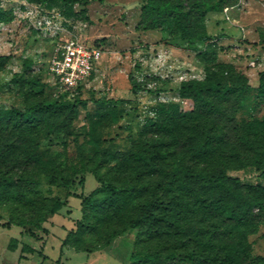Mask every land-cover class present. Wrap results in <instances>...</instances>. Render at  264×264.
Masks as SVG:
<instances>
[{"label": "rangeland", "instance_id": "1", "mask_svg": "<svg viewBox=\"0 0 264 264\" xmlns=\"http://www.w3.org/2000/svg\"><path fill=\"white\" fill-rule=\"evenodd\" d=\"M27 3L35 4L41 14L58 15L62 36L75 35L104 53L81 86L78 97L84 102L71 112L48 113L31 129L11 130L10 123L1 126L0 171H20L33 179L37 195L58 198L65 204L43 223L47 232L37 231L36 237L26 230L21 234L17 225L0 226V264H16L22 243L36 250L26 253L22 263L56 264L64 237L59 264H128V254L136 248L164 254L191 246L203 249L204 263L207 255L213 264H220L219 259L229 264L225 258L229 239H194L179 227L170 228L159 216L151 220L152 230L129 226L138 203L160 188V178L136 151L147 155L146 141L155 136L153 161L168 164L183 159L211 169L222 167L243 186L264 185L253 164L255 149L264 152V100L253 90L237 103L233 102L236 92L217 100L223 111L219 118L196 114L191 120L175 122L170 107L176 103L183 115L195 108L178 93L183 80L213 75L258 84L264 70V0L218 2L198 20L195 27L205 34L192 43L182 41L170 23L151 27L141 14V0H89L85 5L0 0V7L12 15L10 20L0 19V54H10L0 64V109H23L32 101L57 97L59 90L47 72L55 39L44 36L23 15ZM24 64L29 65L25 76L38 77L46 85H29L13 78L23 73ZM223 68L228 71L222 72ZM131 79L140 89L131 88ZM100 99L117 102L101 103ZM150 119L160 127L150 125ZM207 133L209 138L204 141ZM30 142L37 145L36 159L25 164L20 160ZM201 142L211 151L188 158V147ZM8 143L13 153L3 149ZM108 183L116 189L134 188L125 192L128 200L116 204L107 197L104 187ZM83 197H89L91 203L82 204ZM199 201L191 196L188 206L178 204L175 223L182 226L207 217ZM12 205L11 200H0V222L29 211L28 206L17 203L14 211ZM81 218L87 224L85 230L70 233L77 228L75 220ZM111 229L119 233L107 246L98 248ZM11 237L19 239L14 250L7 248ZM247 241L250 253L264 256V216ZM160 264L194 263L177 257Z\"/></svg>", "mask_w": 264, "mask_h": 264}, {"label": "trees", "instance_id": "2", "mask_svg": "<svg viewBox=\"0 0 264 264\" xmlns=\"http://www.w3.org/2000/svg\"><path fill=\"white\" fill-rule=\"evenodd\" d=\"M32 3L41 4L47 1H59L62 3L77 2L85 5L89 0H30ZM218 2H226V0H141V14L150 23L151 27H156L164 23H170L174 26L176 33L182 41L192 43L195 38L201 37L205 33L196 29V24L204 13L211 10ZM11 13L0 7V19L10 20ZM10 58V54H0V64L5 63ZM223 67L231 69V65L222 64ZM29 68L28 64H24L23 73L14 74L13 78L22 81L29 85H46L44 81H40L38 77H27L24 72ZM223 68L222 72L228 71ZM231 73V71H229ZM91 76V75H90ZM57 97L35 100L30 102L25 108L17 109L14 107L0 109V130L1 126L7 127V123L11 124L12 129H31L37 125L42 117L48 113L66 112L69 113L78 103H83L84 100L78 97L81 86H77L75 92L61 90L58 85ZM131 88L133 90L140 89L139 85L131 79ZM253 90L255 96L264 100V70L260 72L258 84L256 86L249 85L245 80L239 79H223L218 76H209L203 80L189 79L183 80L178 85V93L181 97L192 101L195 108L187 114L178 113L176 103H170L171 111L175 112L171 117H174L175 122L179 120H191L192 115L203 114L205 116H213L219 118L223 111L219 107L217 100L228 98L229 95L236 92L234 103L241 101L248 90ZM249 90V91H250ZM112 99H100L99 102L105 103ZM117 102L116 100L112 101ZM150 125L160 127L158 121L150 119ZM152 126V127H153ZM204 141L209 138L207 133ZM217 138L222 135L217 134ZM211 137V136H210ZM158 137H150L146 147L147 155H143L136 151L138 157L149 164L150 171L155 174L159 180L160 188L156 194L150 195L141 200L138 205V212L130 219V227L141 229L148 226L152 230L151 220L159 216L167 223L170 228L178 227L181 233H185L191 238L197 239L205 237L207 241L212 238L229 239V247L226 251V260L229 264H264V256H259L250 253V246L247 241V236L257 230L260 219L264 216V185L256 184L251 186H243L238 177H232L226 174L224 168H207L202 165H195L183 159L171 161L168 164L159 161H153V152L151 147L156 143ZM214 143H216L214 141ZM25 155L20 161L25 164L36 159L37 145L28 144ZM3 149L13 153L11 143L6 144ZM211 151L209 145L204 142L193 144L188 147V158L206 155ZM255 157L253 164L258 175L264 181V152L255 149ZM17 155H15L16 157ZM51 178L52 175H50ZM33 179L25 177L20 171L9 173L0 171V200H11L12 208L18 207L16 203L23 206H28V213L24 216L13 215L9 219L0 222V226L10 227L17 225L21 227L20 233L26 230L31 235L36 237L37 231L47 232L44 222L48 220L62 205L65 204L58 198L39 196L34 192ZM142 187V186H141ZM113 183L105 185L104 189L109 194L108 199L116 204L119 201H126L129 195L125 192H131L133 186L129 189H116ZM124 190V191H122ZM36 195H35V194ZM118 193V194H117ZM32 194V197L27 195ZM35 196V197H34ZM196 196L199 198L201 207L208 213L207 217H199L186 222L180 226L175 223L176 207L180 204L181 208L188 206V198ZM187 197V198H186ZM82 204L91 203L89 197H83ZM77 226L75 231L70 233L80 232L85 230L87 224L83 219H76ZM142 230V229H141ZM68 232V234H70ZM178 232V231H177ZM118 231H111L107 237L99 244L98 248L107 246L110 239L118 234ZM176 234V231H175ZM64 237L61 240L60 255L55 260L56 264L60 263L62 246L66 242ZM19 239L11 237L7 243V248L14 250L17 248ZM84 250H88L85 248ZM36 251L35 248L28 244L22 243L20 246V254L16 264H25L20 260L25 258L26 253ZM205 256L203 249H196L194 246L189 247L185 251H169L160 253L153 249L136 248L128 254V264H160L169 262L170 260L179 257L181 260H189L194 264H213L212 258L206 255V262L202 261ZM219 263L222 264L219 259Z\"/></svg>", "mask_w": 264, "mask_h": 264}, {"label": "built area", "instance_id": "3", "mask_svg": "<svg viewBox=\"0 0 264 264\" xmlns=\"http://www.w3.org/2000/svg\"><path fill=\"white\" fill-rule=\"evenodd\" d=\"M23 15L31 19L33 26L44 36L55 39L49 58L47 72L49 81L61 90L75 92L84 83L103 56V50L93 43H85L77 36H62L59 16L55 13H40L35 4H25Z\"/></svg>", "mask_w": 264, "mask_h": 264}, {"label": "crops", "instance_id": "4", "mask_svg": "<svg viewBox=\"0 0 264 264\" xmlns=\"http://www.w3.org/2000/svg\"><path fill=\"white\" fill-rule=\"evenodd\" d=\"M46 227V225H44ZM47 228V227H46Z\"/></svg>", "mask_w": 264, "mask_h": 264}]
</instances>
